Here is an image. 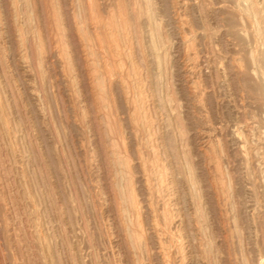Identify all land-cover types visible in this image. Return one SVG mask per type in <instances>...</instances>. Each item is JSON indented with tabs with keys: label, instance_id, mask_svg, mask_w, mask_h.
Instances as JSON below:
<instances>
[{
	"label": "rangeland",
	"instance_id": "374dc122",
	"mask_svg": "<svg viewBox=\"0 0 264 264\" xmlns=\"http://www.w3.org/2000/svg\"><path fill=\"white\" fill-rule=\"evenodd\" d=\"M0 264H264V0H0Z\"/></svg>",
	"mask_w": 264,
	"mask_h": 264
},
{
	"label": "bare ground",
	"instance_id": "6f19581e",
	"mask_svg": "<svg viewBox=\"0 0 264 264\" xmlns=\"http://www.w3.org/2000/svg\"><path fill=\"white\" fill-rule=\"evenodd\" d=\"M263 96V95H262Z\"/></svg>",
	"mask_w": 264,
	"mask_h": 264
}]
</instances>
